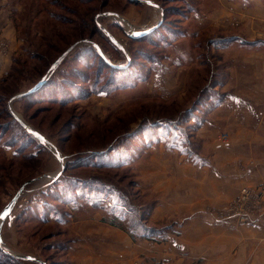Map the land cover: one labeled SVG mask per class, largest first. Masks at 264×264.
I'll return each instance as SVG.
<instances>
[{
  "label": "rangeland",
  "instance_id": "374dc122",
  "mask_svg": "<svg viewBox=\"0 0 264 264\" xmlns=\"http://www.w3.org/2000/svg\"><path fill=\"white\" fill-rule=\"evenodd\" d=\"M149 1L155 9L130 0H0V216L36 178L3 220L0 264H264V245L225 232L264 225V132L253 139L250 129L264 108L253 104L264 101V0H236L251 11L260 1L259 14L217 21L209 16L217 0ZM157 22L164 31L128 36ZM74 43L46 78L59 93L10 102ZM11 113L53 147L25 134ZM245 124L247 138L239 136ZM61 163L56 179L46 177ZM245 187L259 203L246 208L261 210L249 222L237 201ZM195 225L198 240L182 243V229ZM150 230L163 237L128 232ZM162 252L171 258L157 260Z\"/></svg>",
  "mask_w": 264,
  "mask_h": 264
},
{
  "label": "crops",
  "instance_id": "0c3cea01",
  "mask_svg": "<svg viewBox=\"0 0 264 264\" xmlns=\"http://www.w3.org/2000/svg\"><path fill=\"white\" fill-rule=\"evenodd\" d=\"M213 1V0H212ZM211 1V2H212ZM239 1V0H238ZM236 1V0H217V1H214L213 2V7H216L213 9V12H211V14L209 15L211 19H213L214 21H217L218 19H224V16H228L229 15V18L231 16H235V18H239V13L243 11V13H245L247 16L248 14L250 13H256L257 15L259 14V8H261V3L260 1H253V7L254 9L251 10H248V8L246 7H243L241 4H239V2ZM151 2V1H150ZM152 8H154V5H151L150 3H148ZM147 4V5H148ZM156 7V6H155ZM244 8V10H243ZM155 9V8H154ZM245 11V12H244ZM249 12V13H246V12ZM193 14V11L191 12ZM212 20V21H213ZM150 27V26H148ZM5 57L3 56L2 53H0V76L3 74L4 70H5ZM260 63L259 59H256L254 62H253V66H258V64ZM253 104H257L259 106H262L264 105V101H262V99H259V101L257 100H254V103ZM261 112H263V115H261L260 117H251L252 119V122H258L259 125H252L251 126V136L253 139H256V138H259V134H258V130H261L262 132H264V125L261 124V121H263V118H264V108H262ZM239 136H244L245 138H247L248 136V127L246 126V124L244 125V127L242 129H239ZM244 175V174H243ZM241 177H239L240 179ZM262 181L264 182V180L262 179ZM203 201V199L199 198L198 196V200H197V203H201ZM257 225H241V227H239V230L238 229H233V228H230V227H227V230H225V232H237L239 231V241L241 244H244L243 240L244 238H250L251 240H254L256 241L254 244H261V245H264V225L262 224H259V223H255ZM207 228V227H206ZM202 228L201 227H198L196 228V225L194 226V230L188 234V229L186 232H184V230L182 229V236H181V239H184L182 240L181 242L185 244V242L191 244V242L189 241V239H191V237H193V239L195 241L198 240V234H199V231L201 230ZM209 230H211V228H207ZM217 230H222V227H218L216 228ZM224 231V230H222ZM227 238V237H226ZM182 245L181 243L178 245V247H185V245ZM171 254L174 256V255H179L176 253V251H171ZM195 258H198V259H201V260H205L206 259V256L205 254H200V253H193ZM165 257H170V255H164L163 252L162 253H158L156 254V258L157 260L159 261H163Z\"/></svg>",
  "mask_w": 264,
  "mask_h": 264
},
{
  "label": "water",
  "instance_id": "95a60500",
  "mask_svg": "<svg viewBox=\"0 0 264 264\" xmlns=\"http://www.w3.org/2000/svg\"><path fill=\"white\" fill-rule=\"evenodd\" d=\"M130 1H133V2H146V3H151L149 0H130ZM152 5H155L153 3H151ZM156 6V5H155ZM159 14H160V19L162 20V17H163V9L162 8H159ZM159 22H157L156 24L150 26V27H146L144 28L143 30H137V29H131L128 33V36L130 38H137V37H140L142 35H145L147 33H149L150 31H152L155 27H157ZM98 25H100L98 23ZM108 34V33H107ZM108 36L110 38H112L109 34ZM113 39V38H112ZM85 40H83L82 42H84ZM79 43V42H78ZM78 43H74L73 45L69 46L51 65L48 73L43 76L39 81L38 83L33 87L32 90H34L35 88H37L50 74L51 72L58 66V64L63 60V58L78 44ZM24 94H26V92H21V93H16L13 97H11L10 99V102H12L13 100L23 96ZM14 117L17 118L21 123L22 125L25 127V129H27L34 137H36L39 141L43 142V143H47L48 145L52 146L51 143H49L43 136L39 135L38 133H36L33 129H31L29 126H27L26 124H24L18 117L15 113H13ZM53 147V146H52ZM56 153V152H55ZM65 168V165L63 163L60 164V168L59 170L54 174V175H46V177H49L52 179H56L64 170ZM35 179H31L27 182H25L23 185H21V187L16 191L15 195L12 197V199L5 205V207L3 208L2 210V213H1V216H0V229H1V226H2V223H3V220L5 218L6 215H3L5 212H8L12 209V207L14 206L15 202L17 201L18 197L20 196L24 186L28 183H31L33 181H35ZM20 256V255H18ZM29 258V257H27Z\"/></svg>",
  "mask_w": 264,
  "mask_h": 264
},
{
  "label": "trees",
  "instance_id": "16d2710c",
  "mask_svg": "<svg viewBox=\"0 0 264 264\" xmlns=\"http://www.w3.org/2000/svg\"><path fill=\"white\" fill-rule=\"evenodd\" d=\"M163 10L165 11V9L163 8ZM162 24V23H161ZM161 24L159 25V26H157V27H155L152 31H150L149 33H147V34H145V35H142V36H140V37H138V38H135L136 40L137 39H147L149 36H152V35H156L157 34V32H159V31H164L163 29H162V27H161ZM91 31V33H94L92 30H90ZM163 36V34H161L160 35V37H162ZM96 56H97V58L100 60V61H103L104 62V64H105V66H107V67H109V68H111V69H118L119 67H117V66H113V65H111L110 63H107L105 60H104V58L101 56V55H99V54H97L96 53ZM55 61V60H54ZM53 61V62H54ZM52 62V63H53ZM52 65V64H51ZM51 65H50V67H51ZM50 67H49V69H50ZM120 69V68H119ZM43 77V76H42ZM46 80V79H45ZM43 81L37 88H35L34 90H32L33 89V87L38 83H36L30 90H28L27 92H26V94H24L22 97H28V96H31V95H33V94H38V93H40V94H42V95H44L47 99H49V100H51V98H50V96H54V92L56 91L57 93H59L60 91L59 90H61V88L60 87H58L57 88V86L55 85V84H52V83H49L48 84V80H46V81ZM47 84H48V86H47ZM45 98V99H46ZM10 117H11V119L12 120H15L18 124H19V127L25 132V134L26 133H28L29 135H31V136H33L27 129H25V127L22 125V123L17 119V118H15L14 117V115H13V113H11V115H10ZM34 137V136H33ZM37 141H39L36 137H34ZM21 151H18L16 154H19ZM29 155H31V153H29ZM32 156V155H31ZM152 230H150V234H148V233H146V232H142V233H139V234H136V233H134V232H132V231H128L129 233H130V235H132L133 237H135V236H138L139 238H162L163 237V235H160V233L159 232H157L156 233V231H154V232H151Z\"/></svg>",
  "mask_w": 264,
  "mask_h": 264
},
{
  "label": "built area",
  "instance_id": "2783aa9c",
  "mask_svg": "<svg viewBox=\"0 0 264 264\" xmlns=\"http://www.w3.org/2000/svg\"><path fill=\"white\" fill-rule=\"evenodd\" d=\"M226 138V134L221 135V139H225ZM253 189L250 187H245L243 188L240 193L239 196L237 197V201L239 202V204H241L239 206V218L241 221H247L249 222L250 220H248L249 218H253V216L256 214L254 211L256 212H260V209H254V210H250V208H246V206H248V202L252 201L253 204L251 207L256 208L259 203L257 201L251 200V198H253ZM232 214L233 211H231Z\"/></svg>",
  "mask_w": 264,
  "mask_h": 264
},
{
  "label": "snow or ice",
  "instance_id": "6c2138e0",
  "mask_svg": "<svg viewBox=\"0 0 264 264\" xmlns=\"http://www.w3.org/2000/svg\"><path fill=\"white\" fill-rule=\"evenodd\" d=\"M3 215H7V212H5Z\"/></svg>",
  "mask_w": 264,
  "mask_h": 264
}]
</instances>
